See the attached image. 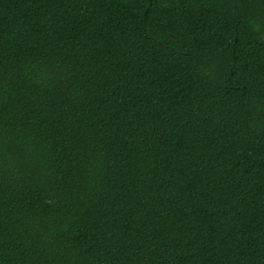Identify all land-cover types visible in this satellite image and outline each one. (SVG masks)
<instances>
[{
	"label": "trees",
	"instance_id": "obj_1",
	"mask_svg": "<svg viewBox=\"0 0 264 264\" xmlns=\"http://www.w3.org/2000/svg\"><path fill=\"white\" fill-rule=\"evenodd\" d=\"M0 264H264V0H0Z\"/></svg>",
	"mask_w": 264,
	"mask_h": 264
}]
</instances>
